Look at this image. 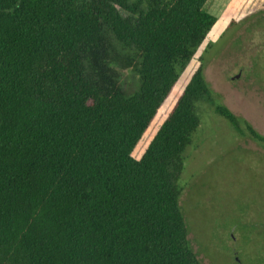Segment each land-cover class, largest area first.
<instances>
[{
  "label": "trees",
  "instance_id": "16d2710c",
  "mask_svg": "<svg viewBox=\"0 0 264 264\" xmlns=\"http://www.w3.org/2000/svg\"><path fill=\"white\" fill-rule=\"evenodd\" d=\"M209 1L0 0V264H210L180 184L199 105L264 136L211 98Z\"/></svg>",
  "mask_w": 264,
  "mask_h": 264
},
{
  "label": "rangeland",
  "instance_id": "374dc122",
  "mask_svg": "<svg viewBox=\"0 0 264 264\" xmlns=\"http://www.w3.org/2000/svg\"><path fill=\"white\" fill-rule=\"evenodd\" d=\"M241 2L210 0L206 6L219 22L210 35L214 46L206 54L205 75L211 98L264 136V27H251L250 21L230 27ZM248 28L255 30L245 33ZM199 108L201 128L185 153L180 182L182 211L199 253L210 264H230L223 247L236 223L250 227L247 234L264 250V143L242 121L245 135L240 134L210 102Z\"/></svg>",
  "mask_w": 264,
  "mask_h": 264
},
{
  "label": "flooded vegetation",
  "instance_id": "af4514ba",
  "mask_svg": "<svg viewBox=\"0 0 264 264\" xmlns=\"http://www.w3.org/2000/svg\"><path fill=\"white\" fill-rule=\"evenodd\" d=\"M228 108L236 115L230 107ZM246 226L242 221L230 227L223 252L228 256L230 264H264V250H258V244H255L253 237L246 232L250 227Z\"/></svg>",
  "mask_w": 264,
  "mask_h": 264
},
{
  "label": "water",
  "instance_id": "95a60500",
  "mask_svg": "<svg viewBox=\"0 0 264 264\" xmlns=\"http://www.w3.org/2000/svg\"><path fill=\"white\" fill-rule=\"evenodd\" d=\"M237 77H240V75H238Z\"/></svg>",
  "mask_w": 264,
  "mask_h": 264
},
{
  "label": "crops",
  "instance_id": "0c3cea01",
  "mask_svg": "<svg viewBox=\"0 0 264 264\" xmlns=\"http://www.w3.org/2000/svg\"><path fill=\"white\" fill-rule=\"evenodd\" d=\"M242 1V0H241ZM241 4V3H240ZM240 6V5H239Z\"/></svg>",
  "mask_w": 264,
  "mask_h": 264
}]
</instances>
